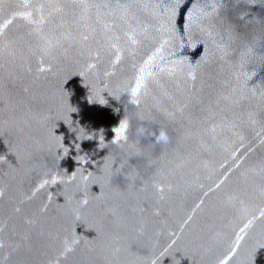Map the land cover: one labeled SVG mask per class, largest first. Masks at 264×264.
Here are the masks:
<instances>
[{
	"label": "water",
	"instance_id": "water-1",
	"mask_svg": "<svg viewBox=\"0 0 264 264\" xmlns=\"http://www.w3.org/2000/svg\"><path fill=\"white\" fill-rule=\"evenodd\" d=\"M0 264H264V0H0Z\"/></svg>",
	"mask_w": 264,
	"mask_h": 264
}]
</instances>
